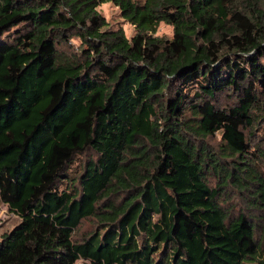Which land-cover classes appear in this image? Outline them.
<instances>
[{
    "label": "trees",
    "instance_id": "trees-1",
    "mask_svg": "<svg viewBox=\"0 0 264 264\" xmlns=\"http://www.w3.org/2000/svg\"><path fill=\"white\" fill-rule=\"evenodd\" d=\"M0 202V264H264V0H0Z\"/></svg>",
    "mask_w": 264,
    "mask_h": 264
},
{
    "label": "rangeland",
    "instance_id": "rangeland-1",
    "mask_svg": "<svg viewBox=\"0 0 264 264\" xmlns=\"http://www.w3.org/2000/svg\"><path fill=\"white\" fill-rule=\"evenodd\" d=\"M101 15L115 28H123L128 37H132L135 34V28L130 25L128 22L122 19L120 10L113 5H102L99 9ZM173 34V29L170 26L163 24L158 32L159 36H165L170 38ZM3 40V39H1ZM79 43H77L78 45ZM225 104V101L224 103ZM220 140L218 137L217 141ZM87 158L80 157L78 158L72 165V174H76V172L81 173L83 171V167L86 163ZM238 205L241 204L240 200L237 197H234L232 202H230L229 206L232 204ZM242 207L239 206L238 210H241ZM20 222L19 217L15 214L11 213L9 207L0 202V240L2 236L12 230L18 223ZM96 229V224L93 221H86L82 223L80 229L76 233V240L80 241L83 236L91 234ZM76 264H90L88 261L80 260Z\"/></svg>",
    "mask_w": 264,
    "mask_h": 264
}]
</instances>
